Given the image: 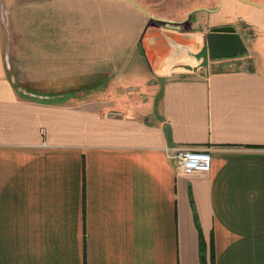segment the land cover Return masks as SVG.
<instances>
[{
  "label": "crops",
  "instance_id": "crops-1",
  "mask_svg": "<svg viewBox=\"0 0 264 264\" xmlns=\"http://www.w3.org/2000/svg\"><path fill=\"white\" fill-rule=\"evenodd\" d=\"M49 1L0 0V264H264V47L227 69L175 40L156 73L64 75ZM178 148L210 171L179 173Z\"/></svg>",
  "mask_w": 264,
  "mask_h": 264
},
{
  "label": "rangeland",
  "instance_id": "rangeland-1",
  "mask_svg": "<svg viewBox=\"0 0 264 264\" xmlns=\"http://www.w3.org/2000/svg\"><path fill=\"white\" fill-rule=\"evenodd\" d=\"M142 1L149 4L158 15L169 18H165V21L173 19L176 22L171 26L170 23H164L158 30L153 31L145 24L146 15L127 0L49 1L51 7L57 9L64 34L63 74L76 70L91 71L89 67L94 68L100 63L110 65L112 73L115 69L123 71V82L127 81V74L136 73L134 75L136 78L139 64L142 67L146 64L156 73V69L168 65L175 46L172 41L175 40L189 46V54L209 62L212 59L208 56L206 36L211 27L220 25H234L248 49L242 55L216 59L212 62H225L224 68L227 69L244 68L248 66L246 61L253 55V51L264 47V8L249 5L264 4V0H240L237 6L226 4L227 0ZM221 3L222 9L219 11ZM189 11L193 12L188 19L190 22L186 23L191 30L189 36L185 37L176 32L174 27L180 25L178 21L186 19ZM35 15L38 16V13L32 14ZM183 24L181 28L185 30L186 25ZM155 36L158 38H154ZM181 64L185 63L177 62V65ZM202 70L201 75L208 71ZM88 78V75L64 76L61 85L77 86L79 82H86Z\"/></svg>",
  "mask_w": 264,
  "mask_h": 264
},
{
  "label": "water",
  "instance_id": "water-1",
  "mask_svg": "<svg viewBox=\"0 0 264 264\" xmlns=\"http://www.w3.org/2000/svg\"><path fill=\"white\" fill-rule=\"evenodd\" d=\"M149 16L152 17L150 14ZM187 17H189V14ZM206 37L208 56L212 60L233 58L242 55L248 49L234 25L229 24L211 27Z\"/></svg>",
  "mask_w": 264,
  "mask_h": 264
},
{
  "label": "built area",
  "instance_id": "built-area-1",
  "mask_svg": "<svg viewBox=\"0 0 264 264\" xmlns=\"http://www.w3.org/2000/svg\"><path fill=\"white\" fill-rule=\"evenodd\" d=\"M169 153L176 160V169L181 174L191 175L195 172H209L211 169L212 152L209 149L178 148Z\"/></svg>",
  "mask_w": 264,
  "mask_h": 264
},
{
  "label": "trees",
  "instance_id": "trees-1",
  "mask_svg": "<svg viewBox=\"0 0 264 264\" xmlns=\"http://www.w3.org/2000/svg\"><path fill=\"white\" fill-rule=\"evenodd\" d=\"M212 261H213V253H211V263H212ZM202 264H206V261L203 260Z\"/></svg>",
  "mask_w": 264,
  "mask_h": 264
},
{
  "label": "flooded vegetation",
  "instance_id": "flooded-vegetation-1",
  "mask_svg": "<svg viewBox=\"0 0 264 264\" xmlns=\"http://www.w3.org/2000/svg\"><path fill=\"white\" fill-rule=\"evenodd\" d=\"M183 24V23H182ZM211 29V28H210Z\"/></svg>",
  "mask_w": 264,
  "mask_h": 264
}]
</instances>
